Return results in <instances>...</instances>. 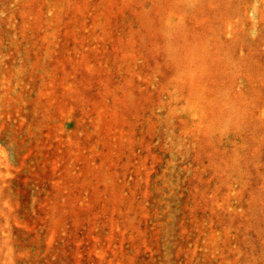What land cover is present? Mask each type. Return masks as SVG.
Segmentation results:
<instances>
[{
  "label": "rangeland",
  "instance_id": "rangeland-1",
  "mask_svg": "<svg viewBox=\"0 0 264 264\" xmlns=\"http://www.w3.org/2000/svg\"><path fill=\"white\" fill-rule=\"evenodd\" d=\"M0 264H264V0H0Z\"/></svg>",
  "mask_w": 264,
  "mask_h": 264
}]
</instances>
